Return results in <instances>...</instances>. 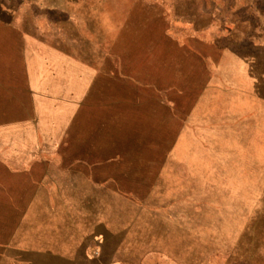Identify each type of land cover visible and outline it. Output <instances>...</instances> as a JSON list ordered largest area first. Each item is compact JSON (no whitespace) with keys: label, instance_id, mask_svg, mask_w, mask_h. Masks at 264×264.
Wrapping results in <instances>:
<instances>
[{"label":"rangeland","instance_id":"374dc122","mask_svg":"<svg viewBox=\"0 0 264 264\" xmlns=\"http://www.w3.org/2000/svg\"><path fill=\"white\" fill-rule=\"evenodd\" d=\"M194 23L207 30L200 39L189 32ZM233 29L241 39L234 51L205 49L222 65L212 61L217 80L208 78L229 91L211 89L189 122L199 91L171 71L175 57L180 64L185 58L174 42L230 46ZM110 42L132 62L129 71L138 69L137 59L143 65L160 57V86H176L168 97L173 108L165 111L155 92L133 86L127 99L114 97L105 107L98 98L95 112L79 111L73 122L71 66L59 67V48L87 57ZM12 58L17 75L23 60L32 70V146L25 153L86 154L90 120L94 151L115 159L97 164V172L111 174L113 191L96 190L95 199L97 218L110 219L111 243L120 248L103 259L110 242L97 237L95 264H264V0H0V60ZM164 62L174 75L161 69ZM189 69L196 80L198 67ZM252 85L255 97L244 89ZM158 172L159 180L144 178ZM44 198L30 211L0 204V264L25 261L16 247L43 250L59 239V196L49 195L48 204ZM15 237L23 242H6Z\"/></svg>","mask_w":264,"mask_h":264},{"label":"crops","instance_id":"0c3cea01","mask_svg":"<svg viewBox=\"0 0 264 264\" xmlns=\"http://www.w3.org/2000/svg\"><path fill=\"white\" fill-rule=\"evenodd\" d=\"M250 2L254 3L256 0H250ZM246 6H250V4L247 3ZM208 16L211 17V15L201 14L202 18ZM194 24L195 27L193 29L190 27L189 30L191 34L196 37L199 36V39L200 36L206 35L205 27L198 26L197 23ZM189 25L191 26V23ZM234 34V29L228 34L230 46L227 44L220 45L219 40L211 43L201 42L198 43L199 45H194L191 41L183 43L177 39L174 42L175 50L183 51L185 58H183L184 62L180 64L175 57L176 69L169 66L171 71L176 76L182 77L184 81L189 79L187 85H193L195 90L199 91L193 109L195 106H199L191 111L187 121H194L195 111L201 106V100L206 99L211 89L215 87L222 93L227 90V88H219L213 84H216L213 80H217L218 70H210L211 62H216L213 63L215 67L220 68L222 65L218 59H208L205 49L211 47L216 54L219 52L221 54L219 55L223 56V51H229V47L233 49L234 43L237 44L241 40L236 39ZM22 36L24 39L27 37L24 31ZM115 47L114 49L120 51L119 53L113 55L112 50L114 49L110 42L105 43L102 50L94 49L87 57H83L78 48L72 50L71 53L59 48V67L71 66L70 98L74 112L73 122L76 121L74 118L77 113L79 115V111L95 112L96 99L98 98L105 100V107H112L111 100L114 97L127 99L128 90L129 88L131 90L133 86H135V90L144 91L145 88L155 92L157 102L164 107L165 111L168 112L169 108H173V103L169 101L168 97L170 92L176 91V86L174 82L171 83V87L170 85L160 86V81L164 79L160 77L163 72L161 73L160 68H158L160 57L147 59L143 65H140L137 59L135 62L138 69L129 71L126 68L132 66V62L127 63L122 55H118L122 53L121 46L120 49L117 48V45ZM16 61L15 58L0 60V148H8L9 151V153H4L3 149L0 153V204L5 205L3 206L4 210L30 211L36 207L42 196H45L43 199L45 204H48L49 195L59 196V239L51 240L49 246L47 245L43 250H37L27 244L14 248L21 254L20 258L25 259L20 264H34L31 262V258L34 257L47 259L45 264H95V257L90 253V250L95 251L96 238L99 236H103L104 240L107 237L110 242L109 246L102 250V258H115L120 247L113 246L111 243L114 232L110 225V219L105 220L104 214L97 218L95 199L96 190L104 195H110L113 191L111 174L106 175L104 172H97V164L110 163L115 159L97 155L94 151L92 134L94 128L90 120L85 128L91 132L89 134L92 136V140L90 142V137L83 140V145H87L88 148L86 154L25 153L26 147L32 146V70L29 60H23L20 63L23 68L20 74H23L17 75ZM220 62H222V58ZM176 64L180 65L177 66ZM191 64L198 67V73L195 74L194 78L196 80H193L190 75L189 67ZM6 67L7 69H5ZM161 69L165 70V62ZM165 71L169 77L171 71ZM172 72L171 75H174ZM208 74L213 76V80L208 78ZM247 85H250V82ZM244 89H247L248 92L251 90L253 97L256 96L255 85L244 87ZM205 112L207 113L206 110ZM155 121L157 123V119ZM184 125H186V121ZM21 147H23V153L16 154V149ZM90 147L91 153H89ZM11 151L13 153H10ZM27 152H29L28 149ZM155 175L144 178L161 179L160 172ZM143 185L149 192V183ZM116 188L118 189V186ZM123 189L124 187L119 186L118 194L126 193H123ZM104 206L106 204H103L102 210H104ZM51 208L54 209V207ZM6 242L18 244L23 240L15 237L14 240L9 238Z\"/></svg>","mask_w":264,"mask_h":264}]
</instances>
